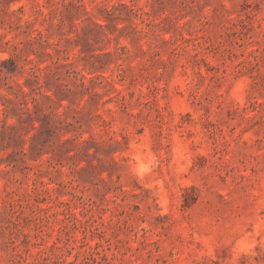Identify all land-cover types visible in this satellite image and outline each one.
<instances>
[{"label": "rangeland", "instance_id": "1", "mask_svg": "<svg viewBox=\"0 0 264 264\" xmlns=\"http://www.w3.org/2000/svg\"><path fill=\"white\" fill-rule=\"evenodd\" d=\"M0 264H264V0H0Z\"/></svg>", "mask_w": 264, "mask_h": 264}]
</instances>
